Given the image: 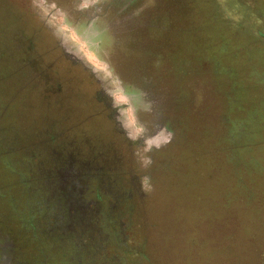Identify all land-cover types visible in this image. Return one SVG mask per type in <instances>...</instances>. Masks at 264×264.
Instances as JSON below:
<instances>
[{"label": "flooded vegetation", "instance_id": "af4514ba", "mask_svg": "<svg viewBox=\"0 0 264 264\" xmlns=\"http://www.w3.org/2000/svg\"><path fill=\"white\" fill-rule=\"evenodd\" d=\"M49 1L50 9L59 5L56 0ZM78 1L64 3L65 12L61 8L56 12L45 8L48 13L41 14L36 9L25 23L33 35H42L48 43L41 60L45 61L50 55L64 60L65 70L58 75L55 59L44 62L43 67L44 75L50 77L53 86L52 100H58L56 88L65 94L59 120L67 119L70 128L83 120L92 128L99 126L101 140L113 141L112 147L106 144L112 158L102 157L103 160L97 162L83 158L82 155L96 145L88 143L95 136L87 128L83 127L81 134L68 145V134L55 121L49 120L45 125L33 115L30 118L26 114H1L0 194L4 199H0V264H102L103 261L135 264L151 261L156 253L162 257L153 248L151 229L155 227L151 222V192L147 185L152 159L172 145L171 129L163 127L166 114H161L167 104V94L162 96L154 89V85L165 86L167 81L160 74L151 78L144 71L127 79V88L133 86L140 91V108H137L131 94L123 89V81L119 85L113 74L106 78L108 71L114 70L98 52L101 49L104 54L105 50L112 49L115 63L119 62L121 68L124 65L133 69L141 64L140 58H144L143 63L147 62V52L158 49L141 46L139 39L144 38L143 30L135 22L140 0ZM73 33L104 63L102 71H96L80 54L81 47L71 39ZM100 36L107 42L99 39ZM117 43L124 48H118ZM126 47L131 51L139 50L140 58L125 53ZM121 51L124 56L120 55ZM163 55L167 58L165 52ZM162 64L160 70L169 66L166 61ZM73 70L77 73L71 77ZM85 75L89 78L84 79ZM12 80L0 81V94H4L7 83H14ZM39 80L36 76L31 82L39 86ZM17 83L22 84V81L14 84ZM143 86L150 93L144 91ZM118 93L126 96L123 103L117 102ZM155 99L161 102L162 108L148 109L146 103L153 105ZM75 100L82 101L88 110L77 114ZM130 108L132 117L128 114ZM70 180L81 186V193L67 196L63 184ZM94 230L102 235V250L94 258L82 259L83 247L90 246L88 237L83 235ZM164 244L162 239L158 245L163 247Z\"/></svg>", "mask_w": 264, "mask_h": 264}, {"label": "trees", "instance_id": "16d2710c", "mask_svg": "<svg viewBox=\"0 0 264 264\" xmlns=\"http://www.w3.org/2000/svg\"><path fill=\"white\" fill-rule=\"evenodd\" d=\"M0 1H3L0 13V81L8 78L15 82L16 77L23 82L28 80L32 92L38 87L31 82L37 76L40 83L46 84V89L53 90L50 77L44 75L46 73L43 68L44 61H41L42 54L37 51V47L44 46L45 40L40 34L33 35L31 28L25 23L32 11L26 8L27 3H23L25 8L22 7L21 10L24 11L25 17H22L13 7L12 2L16 0ZM42 1H35L36 7L44 8ZM168 1L171 4L170 0ZM246 1L207 0V5L197 10L201 25L204 18L208 20L209 14L210 20L220 21L219 31L216 22H210L218 32L226 35L227 29H230L234 33L233 44L239 48L244 47L249 56L245 58L242 57L243 54L235 60L236 62L244 59L245 64H249L246 67L253 70L256 60L252 54L254 50L258 52L255 47L259 45V51L262 50L259 53L261 78L254 76L262 80L261 85H256L253 75H250L251 71L247 74L241 73L238 76L240 82L236 77L232 84L224 85L222 94H230L233 100L236 92L241 95L247 89L244 102L240 98L233 104L230 101V114H219L211 93V98H208L206 92L205 96H202L204 98H197L195 92H192V83L187 79V74L194 71L184 70L183 60L181 65L172 71L166 67L160 70L154 66L150 67L147 63L144 65L145 60L139 57V50L131 51L126 47L125 51L134 58H140V65L143 66L139 70L137 67L140 65L133 69L125 68L123 72L128 77L142 71L151 78L155 74L164 76L167 81L165 89L168 90V104L171 101L167 111L173 114L174 105L180 114L177 125L169 123V126L171 131L177 130L179 138L174 139L172 145H184L174 151L168 150V147L152 159L147 189L151 192L150 202L156 200L150 203V207L152 206V219L157 221L153 223L154 229L163 236L157 237L159 241L163 238L167 240V253L172 256L180 254L183 264H264V17L249 12L250 4ZM5 3H8L7 6ZM186 3L194 9V4L187 1ZM244 7H247V10ZM5 9H9V12H5ZM235 15L236 22L232 21ZM189 16L190 13L186 9L177 24L187 21ZM156 19L159 21L160 15L156 8H153L148 13V20L151 22L139 25L138 28L142 30V27L154 26ZM255 24H260L261 29L255 35L247 34L246 31L255 27ZM139 40L143 43V38ZM108 42L111 43V40L108 39ZM156 48L158 50L145 54L146 59L150 56L152 65L163 59L165 63L164 52L167 57L175 53L167 44L153 46L152 50ZM221 54L220 51L219 55ZM214 62L217 64L216 72L219 76L229 80L230 66L223 62ZM176 79L179 83H176ZM159 82L161 83L162 79ZM17 85L14 84V87ZM154 86L158 94H163L161 89L164 86ZM213 86L212 83L211 89ZM225 86L230 88L229 92L225 90ZM244 107L248 108V114L242 113ZM193 109L199 111L198 114L189 112ZM259 109L263 110L262 114ZM219 120H222L223 129H220ZM215 123L217 129L213 127ZM181 168L182 173L179 172ZM151 174L156 179H152ZM157 175H160L159 178L163 182ZM154 180L158 181L157 186L154 185ZM159 190H170L171 194L166 197L160 194L162 191ZM178 190H181L180 196Z\"/></svg>", "mask_w": 264, "mask_h": 264}, {"label": "rangeland", "instance_id": "374dc122", "mask_svg": "<svg viewBox=\"0 0 264 264\" xmlns=\"http://www.w3.org/2000/svg\"><path fill=\"white\" fill-rule=\"evenodd\" d=\"M35 1L37 0H16L15 2H12V3H14L13 7L18 10L19 16L21 15L22 17H25V14L23 13L24 11L21 10L22 7L25 8L23 3H27L26 8L30 9V11L39 9V12L41 14L48 13L49 10L44 11V9L45 8L50 9V5L52 3L49 0H45V2L43 1L41 2L44 5V8H39V6L36 7L35 3L37 2ZM67 1L68 0H56V3L59 5L56 8L55 7L53 9L51 8L50 10H53L56 12L58 8H61L60 10L65 12L66 9L63 6L64 5L66 6V4L64 3H66ZM86 1L90 2L92 0H86ZM186 1L190 2L192 5L194 4L193 6L195 10L191 6H187ZM247 1H249V4H250L249 12L259 14L261 18L264 17V0H247ZM2 2L3 1H0V13H1V10L3 9ZM78 2H80V0ZM170 3L173 5L169 4L168 0H140L139 1L138 6L136 7L137 9H136L135 22H137V25L142 26V24H145V23L147 24L148 22H151L150 20H148V13H150L153 8H156L158 14L160 15V19H158L159 21H157L156 19L155 20L156 24L154 23V26H148V27L145 26L146 28L142 27L143 31L142 30L141 31H142V35L144 36V38L142 41L143 44L141 46L143 48L147 46V48L152 50L153 46L159 47L163 44H167V47L174 50L175 52L171 56L168 55V57L166 58V62L169 64L167 68L171 67L170 70L172 71L173 68H177L179 65H181V62L183 60L184 70L194 71V73L190 72L187 74V79L190 81V83H192V87L194 88V91L192 92L193 93L195 92L197 98L199 97L204 98L202 96H205V92H206V94L209 96L208 98H211L212 96L215 102L214 106L219 112V114H223V115L230 114V110L232 108L231 104H233L234 101L236 100L239 101V98L243 101V99L247 98V89L244 88L246 91H244V93L241 95L238 92H236L235 93L236 97L233 100L230 98L231 97L230 94L229 95L222 94L223 87L226 84H229V83L232 84L233 81H236V77H237L238 82H240L241 79H238V76L241 73L247 74L248 72L251 71L250 75H253V77L256 76L258 78H261V68H260L261 59L259 58V53L262 51V50L259 51L261 47H259V45L258 47H255V49H258L257 50L258 52L254 50L252 57L256 60L254 63V65L256 66L254 67L253 70H250L248 67H246L249 64L246 65L245 64L246 61L244 62V59H240L238 60V62L235 61L239 57H241L243 54L244 55L242 57L247 56L248 52H246V49L244 47L239 48L233 44L234 33L230 29H227L226 35L218 32L219 31L218 24L220 23V21L210 20L209 14H207L208 20L204 18L203 24L201 25V18L198 15L197 10L200 7L207 5V0H170ZM7 4L8 3H5L6 6ZM184 6L187 7L186 9L189 11L190 16L189 18H187V21H182L181 24L178 25L177 20L180 18V15L183 16V14L186 11ZM244 8L247 10V7H244ZM210 11L211 10L209 9V12ZM171 15L173 19H171ZM236 17L237 16L235 15L232 21L236 22ZM210 22H216L218 31L216 30V27L214 26V24ZM260 26H261L260 24H255V27H250L249 30L246 31V33L250 35H255L257 34V31L261 29ZM101 36L99 39L104 40V38H102ZM71 39L73 40V42L78 43V45L81 47L80 54H82L84 58L87 59V61L93 65L96 71H102L105 68L104 63L101 62L97 58L96 55L89 52L85 43L80 42L79 38L75 35V33L72 34ZM64 40L65 42L67 41L66 39ZM104 41H106V39ZM66 44H68V41ZM117 45H118V48H124V45H120L118 43ZM47 47H48V43L45 40L44 46L37 47V51L40 53H43L44 48H47ZM111 51L112 53H114L113 50L111 49V50H105L103 54L102 53L103 50L98 49V52H100V54L103 55V57L110 63V67L114 70V72L108 71V73L106 74L107 75L106 78L109 76H112L111 74H113V77H117L119 81V85H121L123 81V84H122L123 89L131 94V98H132L134 106H136L137 108H140L138 107L139 100H140V96H139L140 91L136 87H133V86H129L127 88V85H128L127 79L133 78V77H128V75L123 72L125 70L123 69L125 68L124 65H123V68H121V66L118 65L119 62L115 63L114 56H113L114 54H112ZM220 51L222 53L221 55H219ZM120 55L124 56V53L121 51ZM216 55H219V56L217 57ZM50 56L53 57V59L49 61L48 57ZM50 56H47L44 62L45 63L54 62L53 60L55 59V62H56L55 69L57 70L55 74L58 75L62 73L65 70L64 66H62V64L64 63V60L60 61L57 55H50ZM147 59H146L147 61L146 63L149 64L150 67L154 66L155 68H160L163 65L162 64L163 60L155 64L153 63L152 65L150 64V60H151L150 56H147ZM214 60L218 63L223 62L224 64H228V66H230L229 80L227 77H225L224 79L221 74H220L221 76H219L218 72H216L217 64L214 62ZM231 68H233V70H231ZM245 69H247L248 71H245ZM0 71H1V67H0ZM76 73L77 72L73 70L71 72L72 74L71 77H74ZM115 73H116V76L114 75ZM256 77H254V81L256 85L257 83L258 85H261L262 80ZM88 78L89 76L85 75L84 79H88ZM55 80H56V76H55ZM14 81L15 82L22 81L23 88L22 90L21 89L18 90L20 86L17 85L14 87L15 82L7 83L4 94H0V117H2L1 114H26L30 118H31V115L35 116L37 119H39L41 124H45V125H48L47 122L49 120H52L53 122L55 121L57 124H61L60 127L62 128L64 127L63 130H65V132L68 134V137H69L67 140L68 145L73 143L72 138H75V136H79L81 134L83 127L87 128L91 130L95 136V138H93L92 140H88V143L89 144L96 143V145L102 144V146L98 147L94 145L93 149L92 148L90 150L88 149V151L85 152L84 155H82L83 158H85L86 160L91 159L94 162L102 161L103 158H110V159L112 158L111 157L112 152L109 149H107L106 144L111 146V143H113V141L109 140L108 138H104L101 140V137L99 136L100 133L97 131V129H99V126L94 125L97 129L92 128L88 126V124L86 123L87 120H83L84 118H81L80 120H83V121L76 122V126H74V128H70L66 124L67 119L63 121L59 120L60 114H63V110H64L63 106L65 104V101H64L65 94L62 93L61 89L56 88V94L58 96V100L54 102V100H52L53 96L49 95L51 92L50 90L46 89L45 83L41 82L39 86L34 88L31 92L30 89L32 87H29L30 81L27 80L26 81L27 83L23 82V80H21L19 77H16ZM176 81H177L176 83H179V80L176 79ZM170 83H173V81H170ZM212 83L214 84L215 87L213 86V88L211 89L210 86H212ZM243 84L244 86L246 85V80L243 81ZM66 85H70V84L66 83ZM93 88L94 87H89V89H93ZM142 88L147 93L149 92L147 90L148 89L147 87L143 86ZM229 89L230 88L228 86H225L226 91L229 92ZM161 92L163 93L162 96L165 94H168V90L165 89V86L161 89ZM201 92L204 95L200 94ZM210 93H211V96H210ZM243 95H245V97H243ZM260 98H261V95H260ZM78 99L79 97H76V100ZM126 99L127 98L123 93L116 94L117 102L123 103ZM167 99H168V96L165 95V101L167 102L165 109L162 108V104L158 99H155L153 105H151L150 103H146V104L148 105V109L156 110L157 107L159 109L162 108L163 112L161 111V114H166V117H167L163 121L164 122L163 127L166 129H171L169 125L173 124L174 126H176L177 118H179L180 114L177 113V110L174 105H172V107L174 108L175 111H173V114H169L167 110H169V107L171 106V101L168 104ZM76 100L74 101L73 104H74L75 112L77 114H79V112H85L88 110V108H85L82 101L76 102ZM142 101L143 100L140 101V104L142 103ZM230 101H231V104H230ZM202 107L200 108L202 109ZM244 108L245 110L243 109L242 113L248 114L249 113L248 108L247 107H244ZM189 112L191 114H198L199 111H196L193 109V110H190ZM259 112H261L260 114H262L263 110L261 109L260 111L259 109ZM128 114H130V116L131 114H133V110L131 108L128 109ZM223 119H225V117ZM218 123L220 125V129H223L222 120H219ZM213 127L217 129V124L216 123L213 124ZM169 132L172 134L171 136L172 141H174V139L179 140V138L177 137V133H178L177 130L175 129L173 131L169 130ZM49 136L51 137L52 133ZM115 145L116 143L114 142V146ZM183 145L184 143L179 144L177 147L171 145L169 146L168 150L170 149V151H174L176 149L182 148ZM73 166L74 165H72L71 168H73ZM95 169H96V166H95ZM181 170L182 168L179 171L180 173H182ZM151 177H152V174H151ZM157 177L159 178L160 175H157ZM152 179H156L154 175ZM154 185L157 186L158 181L154 180ZM63 187L66 188L67 196L68 195L74 196L76 193L82 192L81 186L77 184L76 182H74L73 180H70L64 183ZM159 191H162V190H159ZM178 191H179V196H180L181 190H178ZM160 194H164V196L166 197L168 195L169 197L171 192L170 190H167V191L163 190L162 192H160ZM0 199H4L2 194H0ZM153 202H156V200H152L150 203H153ZM0 203L2 202L0 201ZM0 217H1V209H0ZM151 222L157 223V221H155V219H152V218H151ZM151 232L153 233L152 234L153 235L152 242L154 245L153 248L162 257L158 256L157 253L155 254L153 252L155 255L152 256L151 261L135 262V264H183V259H182V256H180V254L176 256H172L167 253L166 247L169 245L167 243V240L163 238L166 244H164L163 247H159L158 244L160 243L162 239L159 241L157 236L160 235L161 237H163L161 232H158L154 228L151 229ZM83 237L84 238L88 237L90 246L89 248L87 246L83 247V252L81 253L80 257L82 259L85 257H91V258L96 257L101 252L102 247H103L102 235L97 230H94L92 233L88 232L84 234ZM19 245L22 246L23 244L19 241ZM102 264H109V263L106 261H103Z\"/></svg>", "mask_w": 264, "mask_h": 264}]
</instances>
